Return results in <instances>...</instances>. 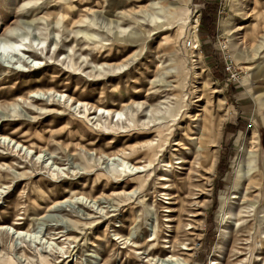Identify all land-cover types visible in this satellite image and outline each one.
Listing matches in <instances>:
<instances>
[{
    "label": "rangeland",
    "instance_id": "obj_1",
    "mask_svg": "<svg viewBox=\"0 0 264 264\" xmlns=\"http://www.w3.org/2000/svg\"><path fill=\"white\" fill-rule=\"evenodd\" d=\"M8 42L0 264H264V0H0Z\"/></svg>",
    "mask_w": 264,
    "mask_h": 264
},
{
    "label": "bare ground",
    "instance_id": "obj_2",
    "mask_svg": "<svg viewBox=\"0 0 264 264\" xmlns=\"http://www.w3.org/2000/svg\"><path fill=\"white\" fill-rule=\"evenodd\" d=\"M4 44H6V45H4ZM4 44H2V43H0V54H3V53H6V51L7 50H11L12 52H13V55L16 53V52H20V51H22V48H20V46H19V44H17V43H15V42H8V43H4ZM194 48H196V47H194ZM15 51V52H14ZM7 54V53H6ZM1 56V55H0ZM14 56H16V55H14ZM8 57V56H7ZM9 58V57H8ZM20 62L21 61H24V58L22 59V58H19L18 59ZM26 61V60H25ZM27 62V61H26ZM12 63V62H11ZM98 111H100V112H102V113H106L107 115H111V111H106V110H102V109H98ZM114 114H116V115H119L120 113H114ZM3 141V142H5L6 140H8L9 142H13V140L12 139H8L7 137H5V136H0V141ZM7 142V141H6ZM5 142V143H6ZM14 145H17V146H20L21 148H23V145H20V143H18V142H16V141H14ZM26 149H29V148H26ZM123 164L126 166V168L128 169V164L127 163H124L123 162ZM130 167V166H129ZM134 167V166H133ZM132 169H134V168H132ZM139 169V168H138ZM135 171V170H134ZM135 173V172H134ZM76 200V199H75ZM82 200V199H81ZM67 200H64V201H62V202H60V203H57L56 205H55V207H62V204H65V202H66ZM79 203V202H78ZM80 204H82V203H80ZM10 230L11 228L10 227H8V226H0V230ZM14 232V234L15 235H17V236H21V235H29V234H27V232H23V231H20V230H14L13 231ZM120 239V238H119Z\"/></svg>",
    "mask_w": 264,
    "mask_h": 264
},
{
    "label": "trees",
    "instance_id": "obj_3",
    "mask_svg": "<svg viewBox=\"0 0 264 264\" xmlns=\"http://www.w3.org/2000/svg\"><path fill=\"white\" fill-rule=\"evenodd\" d=\"M212 24L214 25V22H213ZM204 27H205V23H204V21L202 20L199 29H200L201 31H203V30H204Z\"/></svg>",
    "mask_w": 264,
    "mask_h": 264
}]
</instances>
